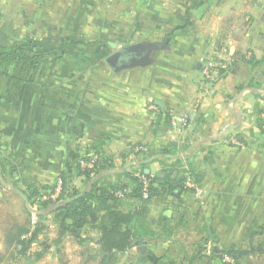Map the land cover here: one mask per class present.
I'll return each mask as SVG.
<instances>
[{
    "label": "crops",
    "instance_id": "crops-1",
    "mask_svg": "<svg viewBox=\"0 0 264 264\" xmlns=\"http://www.w3.org/2000/svg\"><path fill=\"white\" fill-rule=\"evenodd\" d=\"M17 43L41 65L21 70L29 77L0 70V264L95 263L52 217L33 243H19L31 236L19 229L30 228L32 190L60 175L85 189L78 164L94 152L107 158L108 182L126 183L125 170L144 162L152 175L192 172L204 194L177 202L193 243L147 238L116 264H192L208 236L236 243L244 226L264 224V0H9L0 45ZM217 45L234 61L201 95L202 61ZM118 52L131 59L114 67ZM169 110L189 116L183 133Z\"/></svg>",
    "mask_w": 264,
    "mask_h": 264
},
{
    "label": "trees",
    "instance_id": "trees-1",
    "mask_svg": "<svg viewBox=\"0 0 264 264\" xmlns=\"http://www.w3.org/2000/svg\"><path fill=\"white\" fill-rule=\"evenodd\" d=\"M38 56L36 54L33 58ZM18 57L23 61H30L31 59L27 55L26 46L23 43L11 46L0 45V64ZM166 115L168 116V113ZM172 151L171 145L161 150L164 154L172 153ZM103 157L98 163L97 174L99 178L97 179L91 177L89 171L82 170L78 164L79 176L85 178L87 184L90 183L89 188L85 192H81L76 187H71V191L64 198V201L69 200L62 205L53 208L55 203L51 201H45L40 204L39 210H43V213L37 215L38 222L36 227L32 231L29 227L19 229L20 237L23 235L28 236L29 233L31 235L28 241L20 239L19 243L23 246V249L38 239L46 228L45 222L49 217H52L61 229L67 230L72 234H77L76 232L81 230L82 224L88 223L96 226L100 232V237L97 241L98 247L93 254L90 253L89 259L94 261L99 259L100 264H116L119 260L118 255L130 249L136 242H141L147 238L160 239L171 235L172 232H169V229H172L170 219L166 218L164 221V217H160L159 220L154 219V217L150 218L149 205L157 197L165 196L168 191H171L170 193L178 191L177 195L187 191L184 188L186 174L180 173V171L176 173V177L177 175L179 176L177 181L169 173L164 176L152 175L145 171L147 164L143 162L137 170H125L126 183H110L108 182L109 176L104 174L110 165H108L107 158L104 157L103 159ZM176 162L178 163L179 160ZM138 173L145 175L149 179V198H143V182L138 177ZM64 180L65 184L71 185L66 179ZM110 187L130 188L131 191L126 197L119 198L109 191ZM38 194V189L32 190L31 196H29L30 204H34L32 198ZM124 202L128 203V206L123 205ZM153 225H156L155 227L158 226L157 228L160 227L161 231H156ZM261 232L264 233V226L261 228ZM254 235H252L251 240ZM215 251L219 252L221 257L224 254L231 256L238 264L242 255L251 253V251H238L236 248L229 249L224 246L216 248Z\"/></svg>",
    "mask_w": 264,
    "mask_h": 264
},
{
    "label": "rangeland",
    "instance_id": "rangeland-1",
    "mask_svg": "<svg viewBox=\"0 0 264 264\" xmlns=\"http://www.w3.org/2000/svg\"><path fill=\"white\" fill-rule=\"evenodd\" d=\"M8 2H9V0H0V3H3V4H6ZM42 62H44V61H42ZM49 62L50 61L47 60V63H49ZM40 65H41V61H39V59L34 58L30 61H23L22 59H20L18 57L16 59H11L5 63L0 64V70L3 72H9V73H13V74L16 73L17 75L22 76V77L23 76L29 77L27 72L25 75H23V71H21V70L25 69V68H28V69L30 68L33 70L34 68L40 67ZM30 72H31L30 73L31 79H38L39 78L38 73L36 71L30 70ZM178 177H179L178 175H177V177L174 176L175 181H177ZM89 184L90 183H88V184L86 183L87 187L85 189L82 188L79 190L81 192H85L89 188V186H88ZM184 188H185V190L187 189V191L184 190L186 196H188L190 199H192L193 201H195L198 204L199 202L194 200V198L192 197V194L190 193L188 188H186V187H184ZM170 192L171 191H168V192H166L167 194L165 196L163 195L162 197H157L155 199V200H158L160 205L158 206V208L156 210L157 212H154V214H152V210H151V212L149 213L150 218L154 217V219L159 220V218L162 217V215H165L164 213H166V210H167L168 214L166 213L165 217L172 220V222L170 223V226L173 230L169 229V232H172L171 233L172 239L176 240V242H178V243H184V244L185 243L190 244L191 242L193 243L194 242L193 237L188 236V235H186V233H184L186 231L185 230L186 227L183 225V220L180 218V217L183 218L181 211H184V202L182 205L177 204L178 200L182 199L179 196L180 194L177 195L179 192L178 191H175V193L174 192L170 193ZM181 192L183 193L182 190H181ZM30 205H33V204H30ZM123 205L128 206V203L124 202ZM153 207H154V205L152 204V208ZM175 220H177V221H175ZM164 221H165V219H164ZM30 226H31V224H30ZM263 226H264V224L255 225V226L250 225L249 227L244 226L241 237L239 238V240H237L236 243L235 242L227 243V244L226 243H218L216 241V238H214L216 235L208 236V238H206V240H205L206 242L204 241L207 251H204L201 258H198L197 256L195 258H193V260H195V261L192 264H209V262H208L209 257L211 259H215L214 256H216L217 259L218 258L221 259L222 264H238V262L236 260H234L231 256L224 254L223 257H221L219 252L215 251L216 248H219V247L221 248L222 246L228 247L229 249L236 248L238 251H251L250 254L248 253V254L241 256L239 264H264V233L261 232V228ZM80 228H81L80 232L79 233L76 232L77 238L75 239V242L77 243V241L79 240L78 242L81 243V245H84L85 248H83L81 253H83V257H82L83 260L82 261H85L86 259L89 258V255L92 252L89 250L90 247L92 248L97 244V241L99 239V237H98L99 229L96 226H92V224H88V223L82 224V226ZM86 231H87V233H85L86 236H82V232H86ZM255 233H257V234L254 235ZM173 234H175V235H173ZM252 235H254V236L251 240ZM86 240H90V241H86ZM204 242H202V245ZM71 244H73V243H71ZM91 244H93V245H91ZM211 249H214V251H211ZM72 250L74 251L75 248L72 247ZM78 254H79V252H78ZM205 255L208 256V259L205 257ZM64 259H67L66 255H64ZM206 259H207V263L204 262V260H206ZM219 259H218V261H219ZM77 261H78V259H77ZM218 261H216V264L218 263ZM94 262H95L94 264H98L100 261H99V259H97ZM211 264H214V263L212 262Z\"/></svg>",
    "mask_w": 264,
    "mask_h": 264
},
{
    "label": "built area",
    "instance_id": "built-area-1",
    "mask_svg": "<svg viewBox=\"0 0 264 264\" xmlns=\"http://www.w3.org/2000/svg\"><path fill=\"white\" fill-rule=\"evenodd\" d=\"M112 2L114 0H107ZM233 57L230 54L229 48L226 45L215 46L213 51L209 53L207 58L202 61V81L200 84L201 95H206L211 92L216 83L222 80L225 73L230 70L233 63ZM167 121L171 125L172 129L177 133H183L188 129L191 121L188 115L180 113L174 110H169ZM143 147H139L138 150H142ZM102 159V154L94 152L85 158H82L79 162L82 170H87L91 177L97 178L98 163ZM143 182V198H149V179L141 174H137ZM73 185L65 184L64 178L60 175L57 177L55 184L49 188L39 189V194L35 195L32 199L34 204L31 205L33 212L30 219L31 231L36 227L38 222L37 211L40 209V204L45 201H51L52 203H60L64 201V198L71 191ZM185 187L189 189L194 200L198 202L203 201V190L198 185L195 177L192 173H186ZM109 191L116 197L124 198L131 191L130 188H114L110 187ZM30 234V233H29Z\"/></svg>",
    "mask_w": 264,
    "mask_h": 264
},
{
    "label": "water",
    "instance_id": "water-1",
    "mask_svg": "<svg viewBox=\"0 0 264 264\" xmlns=\"http://www.w3.org/2000/svg\"><path fill=\"white\" fill-rule=\"evenodd\" d=\"M121 56H122V52H118V53L114 54V55L109 59V63H111V65L115 67V66L118 64V62H119V58H120ZM97 178H99V177H97ZM97 178H95V179H97ZM68 200H69V199H67V200H65V201H63V202H60V203H56V204L54 205L53 208H56V207L62 205L64 202H66V201H68ZM26 201H27V207H28L29 211H30V212H33V209H32V207H31V205H30L28 199H26ZM36 213H37V215H39V214L43 213V210H38Z\"/></svg>",
    "mask_w": 264,
    "mask_h": 264
},
{
    "label": "flooded vegetation",
    "instance_id": "flooded-vegetation-1",
    "mask_svg": "<svg viewBox=\"0 0 264 264\" xmlns=\"http://www.w3.org/2000/svg\"><path fill=\"white\" fill-rule=\"evenodd\" d=\"M123 57H125V58H123ZM130 59H131L130 54L127 53V52H123L122 56L119 58V62L118 63H120V62L122 63V62L128 61Z\"/></svg>",
    "mask_w": 264,
    "mask_h": 264
}]
</instances>
